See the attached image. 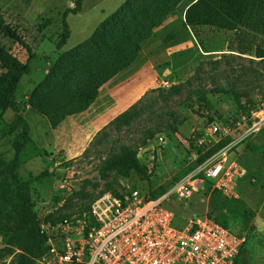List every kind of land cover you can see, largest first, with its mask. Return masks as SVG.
Listing matches in <instances>:
<instances>
[{
    "label": "rangeland",
    "instance_id": "1",
    "mask_svg": "<svg viewBox=\"0 0 264 264\" xmlns=\"http://www.w3.org/2000/svg\"><path fill=\"white\" fill-rule=\"evenodd\" d=\"M124 1L82 0L81 11H74L75 0H0L5 21L17 25L20 35L38 54L31 59L30 71L22 76L17 89L21 106L48 72L52 61L47 64L45 56L51 57L59 49L64 17L69 34L60 48L69 49L88 39ZM190 1L183 0L143 42L145 55L160 67L149 90L135 102L125 121L102 127L77 155L64 150L53 152L54 132L48 119L35 110L27 115L30 135L38 146L51 151L25 157L18 168L23 178L49 169L32 182L40 225L50 215L80 211L108 191L125 193L137 188L147 194L168 187L188 165L181 137L189 136L194 143L213 120L233 125L242 110L237 101L247 106L244 114L264 115V111L259 112L264 108V22L240 25L235 30L209 25L188 27L183 24V16ZM0 41L26 62L30 53L23 45L2 30ZM13 116L12 109H0V158L4 161L14 157V134H3ZM151 131L154 135L149 138ZM239 137L240 130L232 127L229 137L223 138L225 141L214 151L232 141L230 157L248 169V176L237 188L243 206L222 209L221 197L210 193L182 202L189 203L184 207L188 218L204 215L214 207L213 215L245 236L241 263L264 264V123L249 137L240 141ZM122 145L135 152L137 167L120 170L119 166H106V160L120 152ZM216 146L210 144L206 151ZM17 231L21 228L14 226L13 233ZM7 240L0 232V264H8L19 252Z\"/></svg>",
    "mask_w": 264,
    "mask_h": 264
},
{
    "label": "trees",
    "instance_id": "2",
    "mask_svg": "<svg viewBox=\"0 0 264 264\" xmlns=\"http://www.w3.org/2000/svg\"><path fill=\"white\" fill-rule=\"evenodd\" d=\"M182 1L125 0L100 23L88 39L69 49L58 50L43 80L30 91L25 105L45 116L53 128L68 115L86 110L95 101L100 87L135 61L141 51L142 43L152 35L156 27L177 10ZM81 2L82 0H75L74 11L79 10ZM262 22H264V0H191L183 17L185 26L209 25L228 30H235L240 25L255 26ZM62 28L64 31L58 41L59 48L65 44L69 34L65 17ZM0 30L23 45L30 53L27 61L24 62L0 41V109L14 111L13 118L6 122V130L3 132L4 135L14 134L12 139L14 157L9 161L0 158V232L8 237V243L16 245L19 249L8 264H36L37 259L46 252L47 248L46 234L34 209L32 182L46 175L49 169L35 176L30 175L28 178H23L18 172L24 157L35 151L36 145L30 135L29 121L22 111L25 106H21L17 100L20 80L24 74L29 73L30 57L34 53L31 45L25 41V37L20 35L18 26L5 21L2 11H0ZM237 102L242 109L240 112H246L247 106L240 101ZM134 104L118 114L109 124L125 121ZM153 135L154 131H151L149 138ZM224 139L220 140L212 151L217 149L220 143L225 141ZM212 151H206L197 161L188 164L175 181L212 154ZM42 152L38 151L36 154ZM105 163L109 168L119 166V169L123 170L127 166L137 167L138 159L130 147L122 145L121 151L111 155ZM248 174L247 169L245 177ZM250 178L253 182V176ZM175 181L166 188L153 190L148 194L157 197L167 191ZM114 193L124 194L118 191ZM205 193L219 195L222 209L230 210L233 206H243V201L239 197L228 198L219 190H211L210 185L205 191L193 196ZM188 204L172 198L164 201V205L174 212V223L177 226L186 223L188 216L184 207ZM90 206L89 202L81 210L89 209ZM213 210L214 207H211L206 214L229 227L213 215ZM71 213L68 211L58 216L50 215L47 220L55 222ZM183 215L186 217L184 218ZM14 226L20 227L21 231L13 233ZM243 245L234 264H242ZM12 252L14 250H11Z\"/></svg>",
    "mask_w": 264,
    "mask_h": 264
},
{
    "label": "built area",
    "instance_id": "3",
    "mask_svg": "<svg viewBox=\"0 0 264 264\" xmlns=\"http://www.w3.org/2000/svg\"><path fill=\"white\" fill-rule=\"evenodd\" d=\"M236 118L233 125L211 121L194 143L189 136L181 137L186 163H194L208 145L229 136L232 127L240 130V141L264 123L263 114L240 112ZM233 145L230 141L207 156L157 197L137 188L123 195L108 191L89 209L55 222L42 221L47 249L37 264H234L244 235L208 214H193L183 226H177L174 212L164 205L170 198L187 202L209 185L211 190L237 197L238 183L247 169L230 157Z\"/></svg>",
    "mask_w": 264,
    "mask_h": 264
},
{
    "label": "crops",
    "instance_id": "4",
    "mask_svg": "<svg viewBox=\"0 0 264 264\" xmlns=\"http://www.w3.org/2000/svg\"><path fill=\"white\" fill-rule=\"evenodd\" d=\"M77 11H81V6ZM143 47L144 44L142 43L141 51L131 65L118 72L100 87L95 101L86 110L68 115L55 128L51 126L54 132V141L51 144L53 152L64 150L72 156L77 155L102 127L108 125L112 119L129 108L149 90L154 78L159 74L158 68L160 67L154 63L152 58L145 55ZM58 50L54 55L57 54ZM32 53L34 55L30 57L31 59L37 57L38 54L33 49ZM54 55L51 57L45 56L47 64L54 59ZM31 110L33 109L29 105H25L22 111L27 117ZM34 144L36 150L32 151L31 154H27L26 158L35 155L38 151L51 152L38 146L35 141Z\"/></svg>",
    "mask_w": 264,
    "mask_h": 264
}]
</instances>
